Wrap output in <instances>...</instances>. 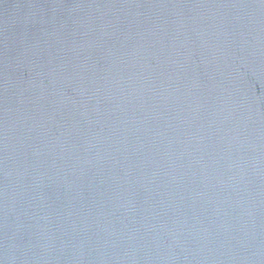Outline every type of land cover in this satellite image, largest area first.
Returning a JSON list of instances; mask_svg holds the SVG:
<instances>
[{
	"label": "water",
	"instance_id": "1",
	"mask_svg": "<svg viewBox=\"0 0 264 264\" xmlns=\"http://www.w3.org/2000/svg\"><path fill=\"white\" fill-rule=\"evenodd\" d=\"M0 264H264V0H0Z\"/></svg>",
	"mask_w": 264,
	"mask_h": 264
}]
</instances>
